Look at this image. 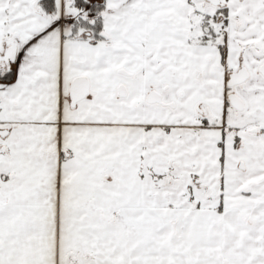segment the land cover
Masks as SVG:
<instances>
[{
	"label": "snow or ice",
	"instance_id": "1",
	"mask_svg": "<svg viewBox=\"0 0 264 264\" xmlns=\"http://www.w3.org/2000/svg\"><path fill=\"white\" fill-rule=\"evenodd\" d=\"M0 264H264V0H0Z\"/></svg>",
	"mask_w": 264,
	"mask_h": 264
}]
</instances>
